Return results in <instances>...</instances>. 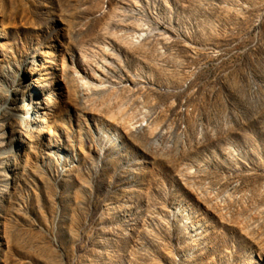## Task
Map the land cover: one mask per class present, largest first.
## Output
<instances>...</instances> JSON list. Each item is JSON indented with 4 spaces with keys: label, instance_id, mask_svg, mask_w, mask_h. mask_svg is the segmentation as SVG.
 Masks as SVG:
<instances>
[{
    "label": "rangeland",
    "instance_id": "rangeland-1",
    "mask_svg": "<svg viewBox=\"0 0 264 264\" xmlns=\"http://www.w3.org/2000/svg\"><path fill=\"white\" fill-rule=\"evenodd\" d=\"M0 264H264V0H0Z\"/></svg>",
    "mask_w": 264,
    "mask_h": 264
},
{
    "label": "bare ground",
    "instance_id": "bare-ground-1",
    "mask_svg": "<svg viewBox=\"0 0 264 264\" xmlns=\"http://www.w3.org/2000/svg\"><path fill=\"white\" fill-rule=\"evenodd\" d=\"M36 114H38V112H35V114H34V116H36ZM29 120H30V122H32V123H35V119H34V117L33 118H31V117H29L28 118ZM20 145V144H19ZM19 145H17L15 148H14V155L15 156H17V153H18V149H19Z\"/></svg>",
    "mask_w": 264,
    "mask_h": 264
}]
</instances>
